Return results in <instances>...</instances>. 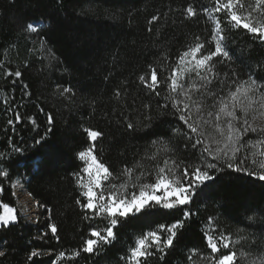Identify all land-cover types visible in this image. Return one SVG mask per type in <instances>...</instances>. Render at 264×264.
<instances>
[{
    "label": "trees",
    "instance_id": "obj_1",
    "mask_svg": "<svg viewBox=\"0 0 264 264\" xmlns=\"http://www.w3.org/2000/svg\"><path fill=\"white\" fill-rule=\"evenodd\" d=\"M214 2L0 0V172L7 173L0 175V204L7 203L17 216L14 224L0 227V251L5 252L0 264H126L138 238L157 231L163 240L167 227L184 219L183 210L191 216L174 247L162 259L159 253L149 257L148 264H208L204 257L214 254L206 235L219 240L221 233L229 236L230 246L239 241L234 245L236 264H251L254 259L259 264L257 255L242 259L240 253L264 251V181L227 168L212 170L214 180L207 182L204 194L192 203L172 210L154 206L150 211L157 214L153 216L121 217L113 229L114 240L94 253L72 256L85 239L94 238L93 229L105 234L109 225L107 215L89 212L90 219H83L84 212L75 203L83 199L76 183L83 167L79 151L95 144L94 154L111 173L102 187L126 184V190L136 194L139 188L132 184L141 171L145 173L142 182L151 183L165 159L171 163L199 154V146L186 149L187 141L173 138L172 129L183 122L170 111L163 113L160 105L169 92L166 85L172 69L195 38H200L206 50H214V22L202 11ZM189 4L197 8L194 18H185L183 10ZM154 15L159 19L150 23ZM29 23L40 26L29 33ZM226 23H222L223 44L233 59L218 64L221 74L235 71L245 79L253 74L264 82V71L256 70V65L264 63V42ZM153 67L161 81L159 96L138 79L144 75L150 82ZM16 70L21 77L6 74ZM64 88L71 92L61 96ZM213 90L219 96L227 91H220L218 85ZM117 91L121 92L119 99ZM212 102L209 99V110ZM129 121L136 125L135 131L126 127ZM85 128L100 131L102 136L91 143ZM170 138L173 153L152 143ZM154 153L156 159H152ZM137 163L140 168L135 167ZM129 167L134 168L132 182L124 174ZM15 182L35 203L34 221L18 212ZM53 222L59 239L51 235L49 224ZM161 224L165 229H159ZM32 251L40 255L29 260ZM62 251L65 257L58 259Z\"/></svg>",
    "mask_w": 264,
    "mask_h": 264
},
{
    "label": "snow or ice",
    "instance_id": "obj_2",
    "mask_svg": "<svg viewBox=\"0 0 264 264\" xmlns=\"http://www.w3.org/2000/svg\"><path fill=\"white\" fill-rule=\"evenodd\" d=\"M183 11L185 18H194L198 15L197 8L193 4H189ZM202 11L214 22L211 40L215 41V48L206 50L200 38H195L193 44L179 56L177 66L172 69L168 77L170 83L166 85L169 92L164 97L165 102L160 105L163 113L170 111L183 122V126L172 129L173 138H183L187 141L186 149L195 150L199 146V154L187 160L172 159L171 163L165 159L164 166H158L155 179L151 183L142 182L145 173L141 171L134 177L135 183L132 184L133 187L139 188L137 195L135 192L129 193L126 184L117 186L110 183L102 187V182L108 181L111 173L94 154L95 144L79 151L77 155L84 166L77 174L76 183L83 199H77L75 203L84 212L83 219H90L89 212L96 216L107 214L109 225L104 229L105 234L93 229L91 237L94 238L85 239L81 248L74 251L72 256L78 257L81 252L94 253L114 240L113 229L118 226V222H121V217H130V214L153 216L157 214L150 211L154 206L168 210L179 209V206H186L194 199H199L208 186L207 182L214 180L213 175L210 174L212 170L220 172L227 168L235 172L243 171L249 176L264 181V127L255 123L257 114L264 118V82L256 79L253 74H249L246 79L239 77L235 71H225L221 74L218 67V64L224 65L233 59L223 44L225 37L222 34L224 32L222 23L225 21L226 27L243 28L264 42V0H253L251 3H246L245 0H215L211 7H202ZM221 13L223 16L218 18L216 14ZM158 19L159 17L154 15L150 23ZM27 28L32 32L37 30L32 23H29ZM218 57L223 59L214 60ZM256 70L264 71V63L256 65ZM6 74L15 77L22 75L19 70ZM138 79L150 91L158 96L161 95L157 90L161 81L157 78L155 67L151 69L150 82L144 75H140ZM217 85L220 91L227 89L224 96H219L218 91L213 90ZM70 92L71 89L64 88L60 91V95L64 96L65 93ZM115 95L119 99L121 92L117 91ZM209 99L213 101L210 105L211 110H209ZM19 119L20 117L17 116V120ZM47 119L49 124L53 123L51 115ZM148 119L150 120L151 117ZM8 123L12 124L13 121L9 120ZM32 123L35 125L36 121L32 120ZM126 127L136 130V125L131 121L127 122ZM84 131L93 142L102 136V132L97 130L85 128ZM249 133L257 134V139L255 141L246 139ZM170 141L171 138L152 143L154 146L163 145L162 150L165 153H173L175 149L169 146ZM159 151L158 148L157 152ZM152 159H156V153L153 154ZM135 167L140 168L141 165L137 163ZM133 172L132 167L124 170V174L129 178L128 182L133 181ZM85 174L87 181L83 179ZM0 175L7 176V173L0 172ZM96 189H100L99 193ZM158 189H165L163 197L155 194ZM0 209L3 210L0 212V227H8L17 220L15 209L7 203L0 204ZM190 216V211L183 210L184 219H177L167 227V235L163 240L157 231H149L138 238L135 246L129 250L130 255L126 264H148V258L157 253L162 259L166 250L174 247L178 233L185 227L186 219ZM248 219L253 220L254 217L249 216ZM49 227L51 235L59 239L57 225L53 222ZM159 229H165V225H159ZM206 240L211 253L214 254L204 257L208 264H236L237 251L234 250V245L239 241H232L230 246L229 236L223 233L220 234L219 240L210 234L206 235ZM153 248L155 252L152 251ZM38 255L39 252L32 251L28 259L31 260ZM253 255H257L259 264H264V251L259 254L240 253L242 259ZM3 256L5 252L0 251V257ZM64 257L65 253L60 252L58 259ZM188 259L192 260V257L189 256ZM251 264H257V259L252 260Z\"/></svg>",
    "mask_w": 264,
    "mask_h": 264
},
{
    "label": "rangeland",
    "instance_id": "obj_3",
    "mask_svg": "<svg viewBox=\"0 0 264 264\" xmlns=\"http://www.w3.org/2000/svg\"><path fill=\"white\" fill-rule=\"evenodd\" d=\"M245 2L251 3V2H253V0H245ZM33 26L37 28L40 25L39 24H33ZM28 32L33 33L30 30H28ZM214 47H215V41H214ZM255 123L258 126L264 127V118L259 117V115L257 114V118L255 120ZM248 136H253V139L249 138V137H246V139L253 140V141H255L257 139V134H255V133H249ZM90 142L92 143L93 141L90 140ZM83 179L85 181H87V175L86 174L83 176ZM103 182H102V184H103ZM96 191H97V193H99L100 189H96ZM13 192H14V196L16 199V205L18 207L19 213L22 216H24V218H26L27 220L33 221L35 219V213L36 212H35L34 202H33L32 198L30 197V195L26 192L25 189H23V187L18 182H15L13 184ZM155 194L157 196L163 197L165 195V189H158ZM170 198H175V197H170ZM101 215H107V214H101Z\"/></svg>",
    "mask_w": 264,
    "mask_h": 264
}]
</instances>
